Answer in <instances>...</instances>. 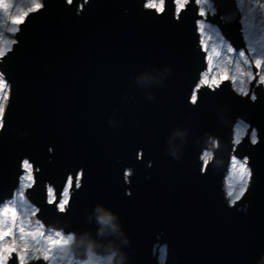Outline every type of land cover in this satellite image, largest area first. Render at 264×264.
<instances>
[{
	"label": "water",
	"instance_id": "obj_1",
	"mask_svg": "<svg viewBox=\"0 0 264 264\" xmlns=\"http://www.w3.org/2000/svg\"><path fill=\"white\" fill-rule=\"evenodd\" d=\"M147 1L43 0L20 25L0 62V208L22 186L28 160L37 218L72 233L77 257L90 250L117 252L118 264H264V90L252 100L233 76L220 84L207 74L197 0L179 13L181 0ZM212 1L218 13L208 21L236 50L245 47L235 2ZM239 121L257 131L256 144L242 134L236 146ZM233 157L247 158L251 171L239 200L226 179ZM78 165L83 184L60 211L64 180L53 181ZM9 264H19L15 254Z\"/></svg>",
	"mask_w": 264,
	"mask_h": 264
},
{
	"label": "rangeland",
	"instance_id": "obj_2",
	"mask_svg": "<svg viewBox=\"0 0 264 264\" xmlns=\"http://www.w3.org/2000/svg\"><path fill=\"white\" fill-rule=\"evenodd\" d=\"M42 1L4 0V3L9 5L7 14H5L3 5H0V53H3L0 56V62L12 50L16 43L15 35L19 32L20 25L27 18L19 25H14L11 19L12 16H18L21 12L37 4L40 5V9L43 7ZM189 2L190 0H181L178 13L185 9V6ZM197 2L200 10H203L205 15L207 13H215L210 0H197ZM234 2L240 11L241 32L245 45L250 53L249 57L245 55L248 60L247 63L244 62V57L239 56V53H237L238 50L232 44L229 45L228 41L224 39V36L212 24L203 21L200 23V26L198 25V29L204 50L207 49V44L210 42V48L207 50V74L216 81H219L220 84H223L224 79L222 77L225 74L227 76H233L238 93L245 96V93L248 94L251 90V81L258 82L260 78H264V0H234ZM147 3L164 6V3L161 4L160 0H148ZM12 28H16L17 31L10 32L9 29ZM230 47L233 48L232 52L228 51ZM257 60L261 61L259 66L256 65ZM250 73L252 74L251 76L249 75ZM0 76L3 77L2 86H0L1 91L6 80L1 71ZM249 129V125L239 121L234 129L236 130L234 143L239 144L241 142L242 134L251 138L253 131L258 141L257 131L254 129L249 132ZM238 161L244 163L245 159ZM247 162L248 159L246 160L245 169L241 170L239 163L236 164V167H233L232 160L229 173L226 177L239 193L243 190L242 196L246 193V185L250 184L251 179V171ZM23 168L25 169V174L21 178L22 186L16 191L14 198L0 208V264H8L14 254L18 258L19 264L34 262L35 256L43 257L50 247L48 237L51 236L52 239H59L55 235L57 232L61 233L65 239L68 236L73 237V240L64 246L71 250V254L70 256L58 255L59 250L54 248L51 253H48L51 264H83L89 257L87 256L84 259L83 257H77L75 255L72 248L75 243L74 235L72 233L64 234L58 230L48 228L37 218L36 214L38 209L30 202L27 195V190L34 183V170L32 165L31 168H26L23 164ZM241 177H243V180H241ZM4 233L8 234L4 235ZM30 233L31 235H29ZM93 254L97 264H109V259H111V264H118L117 253L108 255Z\"/></svg>",
	"mask_w": 264,
	"mask_h": 264
},
{
	"label": "flooded vegetation",
	"instance_id": "obj_3",
	"mask_svg": "<svg viewBox=\"0 0 264 264\" xmlns=\"http://www.w3.org/2000/svg\"><path fill=\"white\" fill-rule=\"evenodd\" d=\"M211 2H212V5H213V8H214V10H215V13H207L206 15H204L199 21H198V25L200 26V23L201 22H206V23H209V24H212V26L213 27H215V29L217 28L218 29V31L220 32V34L222 35V32H221V29L219 28V26L217 25V24H213V23H211V21H208V18H213L214 16H216L217 15V13H218V8H217V6L215 5V3L212 1V0H210ZM234 1V0H233ZM198 5V4H197ZM186 7V6H185ZM198 7H199V5H198ZM160 12V11H159ZM199 12H200V7H199ZM217 12V13H216ZM240 12V11H239ZM220 20L222 21V23H227L228 22V20L226 19V18H224V16H221L220 17ZM240 22H241V20H240ZM242 26V25H241ZM223 36V35H222ZM201 37V36H200ZM224 39H225V37H224ZM226 41H228V40H226ZM245 42V41H244ZM228 43H229V45H231V43H230V41H228ZM245 44V43H244ZM201 46H202V48H203V44H202V38H201ZM206 46V45H205ZM207 49L206 50H204V48H203V50H204V52L206 53V56H207V50H209V48H210V42H208V44H207V47H206ZM241 50H243L244 52H245V55L247 56V57H249L250 56V53H249V51H248V49H247V46L245 45V47H243V48H241L240 50H238L237 51V53H239V51H241ZM235 51V50H234ZM236 52V51H235ZM256 53V52H255ZM250 60H251V58H249ZM252 61V60H251ZM259 81V80H258ZM257 82V81H256ZM260 84L261 83H259V82H257V86L255 87H253V89H251L250 91H249V93H251V94H255V96H256V91H258V90H264V88H263V86H260ZM255 85V84H254ZM219 87V86H218ZM216 88V87H215ZM248 93V94H249ZM251 142V141H250ZM258 142V141H257ZM256 142V143H257ZM255 143V144H256ZM240 144V143H239ZM239 144H236V146L237 145H239ZM251 144H254V143H252L251 142ZM208 151H210V150H208ZM206 152V151H205ZM204 152V153H205ZM211 152V151H210ZM204 153H203V155H202V157L204 156ZM212 153V152H211ZM247 160V159H246ZM202 161L204 162V160L202 159ZM120 162V161H119ZM210 161H208V163H209ZM207 163V164H208ZM204 166V165H203ZM120 167V166H119ZM62 175L60 176V178H58V180L57 179H54V181H53V183L54 184H56L58 181H60L61 179L62 180H64V183H63V185H61L60 186V188H61V192H60V196H59V203L62 201V200H66L67 201V203H65V205H64V211L66 210V207L68 206V203L70 202V200H71V198H72V196H73V194L78 190V189H80L81 188V186H82V184H83V179H84V174H85V169H84V166H82V165H78L77 167H74V168H69V167H64V169H63V171H62V173H61ZM131 174V169H130V167H126V170H125V172H124V176H125V178H126V181L124 182V185L122 186V190H123V194H126V195H130V181H129V179H128V177H129V175ZM77 181H79V187H77ZM51 184V183H49L48 181H47V189H48V196H49V200H50V202H55L57 199H58V196H57V193H56V189H55V185L54 184ZM34 184V183H33ZM33 186V185H32ZM66 193V194H65ZM38 209V208H37ZM38 213H39V210H38V212H37V214H36V216L38 215ZM41 221V220H40ZM42 222V221H41ZM43 223V222H42ZM44 224V223H43ZM48 228H52V229H54V230H58V231H60V232H63L64 234H66L65 232H64V230L63 229H57V228H53V227H48ZM161 248H163V249H166V251H167V248L166 247H161ZM14 256V255H13ZM12 256V257H13ZM12 257L10 258V260L12 259ZM10 260H9V262H10ZM9 264V263H8Z\"/></svg>",
	"mask_w": 264,
	"mask_h": 264
},
{
	"label": "snow or ice",
	"instance_id": "obj_4",
	"mask_svg": "<svg viewBox=\"0 0 264 264\" xmlns=\"http://www.w3.org/2000/svg\"><path fill=\"white\" fill-rule=\"evenodd\" d=\"M69 2H71V0H69ZM160 2H161V4H163V3H164V0H160ZM0 5H3V7H4V9H5V14H7V10H8L9 5H7L6 3H4V0H0ZM39 7H40V5L37 4V5H35L34 7L29 8V9H27L26 11L21 12V14L18 15V16H12V18H11V19H12V23H13L14 25H19L21 22L24 21V19L29 15V13L36 11L37 9H39ZM146 7H149V8H155L156 5L153 4V3H148V4L146 5ZM159 10L162 11L163 9L161 8V9H159ZM199 15H200L201 17H203V16L205 15L204 11H203V10H200ZM9 31H10V32H16L17 29H16V28H12V29H9ZM228 51H229V52H232V51H233V48L230 47V48L228 49ZM253 51H255V49H253ZM2 55H3V53H0V56H2ZM239 56L245 58V59H244V62H245V63L248 62L247 57H245V52H244L243 50L239 51ZM260 64H261V61H260V60H257V61H256V65L259 66ZM249 75L251 76L252 74L250 73ZM222 79L227 80V79H228L227 74H225V75L222 77ZM2 82H3V77L0 76V86H2ZM213 82H214V83H219V81H213ZM258 82H259V83H264V78H260ZM245 95H247V93H245ZM250 98H251L252 100H255V99H256L255 94H252ZM196 99H197V97H196V95L194 94V95L192 96V101L195 102ZM3 114H4V109H3L2 107H0V118L3 117ZM0 123H2V121H0ZM251 140H252V143H256V142H257L256 134H255L254 131H253V133H252ZM209 158H210V154H209V153H205V154H204V157H203V159H204V166L202 167V170H204V171L207 170V163H208V159H209ZM232 159H233V167H236V164L239 163L240 169H241V170H244V169H245L246 158H245L244 163H240V162L236 159V157H233ZM23 163H24V166H25L26 168H31V165L29 164L28 160H24ZM241 180H243V177H241ZM77 187H79V181H77ZM65 194H66V193H65ZM228 195H229V196H232L233 193L230 191V192H228ZM241 195H243V190H241L240 194L236 196V199L239 200ZM65 203H67L66 200H62V201L59 203V209H60V211H64V205H65ZM109 219H110L109 217H105L104 221L107 223ZM7 234H8V233H4V235H7ZM29 235H31V233H30ZM55 235H56L57 237H59V239H52L51 236L48 237V242H49L50 247L47 249L46 253H45L44 256H43V259H44L45 261H48V260L50 259V256H49L48 253H51L52 250H53L54 248L59 250L58 253H57L58 255H61V254H62V255H64V256H70V254H71V250H70V249H67V248L64 247V246H65V245H68V243H69L70 241L73 240V237H72V236H68L67 239H65V238L61 235V233H59V232H57ZM21 259H23V258H21Z\"/></svg>",
	"mask_w": 264,
	"mask_h": 264
},
{
	"label": "clouds",
	"instance_id": "obj_5",
	"mask_svg": "<svg viewBox=\"0 0 264 264\" xmlns=\"http://www.w3.org/2000/svg\"><path fill=\"white\" fill-rule=\"evenodd\" d=\"M230 170V169H229ZM8 202V201H7ZM110 218V217H109ZM111 222V218L108 220L107 223ZM104 223H106L104 221ZM117 253V252H116ZM89 259H87L86 261L83 262V264H97V261L94 259V254L89 250V252L87 253ZM100 255V254H99ZM109 264H111V259H109Z\"/></svg>",
	"mask_w": 264,
	"mask_h": 264
}]
</instances>
